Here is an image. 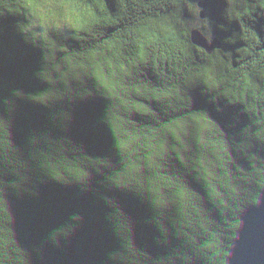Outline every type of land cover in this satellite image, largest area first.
<instances>
[{
  "label": "clouds",
  "instance_id": "1",
  "mask_svg": "<svg viewBox=\"0 0 264 264\" xmlns=\"http://www.w3.org/2000/svg\"><path fill=\"white\" fill-rule=\"evenodd\" d=\"M6 21L39 53L42 87L0 98V264H47L46 249L64 252L81 230L73 212L21 243L8 197L38 200L49 183L103 205L116 245L99 264H230L264 202V0H0V37ZM20 101L47 120L23 144ZM95 101L102 153L71 135L77 106Z\"/></svg>",
  "mask_w": 264,
  "mask_h": 264
},
{
  "label": "water",
  "instance_id": "2",
  "mask_svg": "<svg viewBox=\"0 0 264 264\" xmlns=\"http://www.w3.org/2000/svg\"><path fill=\"white\" fill-rule=\"evenodd\" d=\"M206 7L215 18L218 5L210 3ZM12 23L5 22V35L0 37V98L9 96L13 88L27 92L42 87L32 78V72L38 67L39 53L23 45L22 40L11 30ZM18 103L14 140L17 144H23L30 128L42 130L47 124L46 111L23 101ZM102 108L100 101L78 105L71 130L74 139L83 141L90 150L100 153L110 146L107 132L92 127ZM112 194L117 195L124 210L134 220L147 217L148 210L132 197L120 193L109 195ZM8 199L16 221V231L25 245L38 243L48 231L63 223L73 212H81L84 216V224L72 238L69 248L64 252L51 247L46 249L47 264H99L104 251L116 245L104 222L103 205H94L90 194L77 197L75 188H61L49 183L40 189L38 200L25 198L18 201L11 195ZM0 216L10 221L6 202H0ZM243 219L244 227L235 244L230 264H264V202L260 208L250 209ZM143 231L150 232L151 229L145 227Z\"/></svg>",
  "mask_w": 264,
  "mask_h": 264
}]
</instances>
